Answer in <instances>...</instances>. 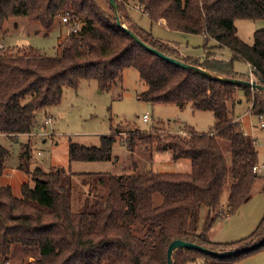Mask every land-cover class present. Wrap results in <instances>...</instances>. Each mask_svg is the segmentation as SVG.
Wrapping results in <instances>:
<instances>
[{
    "label": "trees",
    "instance_id": "16d2710c",
    "mask_svg": "<svg viewBox=\"0 0 264 264\" xmlns=\"http://www.w3.org/2000/svg\"><path fill=\"white\" fill-rule=\"evenodd\" d=\"M115 1L120 22L163 53L216 75L251 76L264 85V27L255 29L252 43H247L235 26L236 19H264V0ZM134 7L151 23L164 19L168 29L203 35L202 54L184 55L176 43L138 25L130 14ZM12 16L38 21L44 29L59 17L71 30L55 56L28 46L0 49L1 135L15 138L31 133L37 125L36 112L57 104L65 87L77 88L82 79H95L100 90H107L121 81L127 67L135 68L147 85L138 98L211 111L214 121L208 131L153 127L126 136L119 131L104 134L97 145L75 141L68 145L69 160H117L112 145L120 134L131 153L142 141L143 150L168 149L174 160L188 158V172L140 171L135 162L130 172L120 174L78 176L62 167L29 170V145L23 144L16 168L28 173V178L21 183L20 194L9 184L0 185V264L7 263L15 242L40 250L37 258L22 264H167L166 249L175 238L220 252L249 247L229 255L179 248L173 253L174 264L201 257V264H234L264 247V213L242 238L214 241L208 237L214 221L235 212L258 177L255 139L244 132L233 112L240 102L237 91L250 103L249 111L260 118L264 91L181 68L151 53L117 24L109 0H0V31ZM235 61L247 63L249 73L237 71ZM9 155L0 144V175ZM224 189L228 193L222 207Z\"/></svg>",
    "mask_w": 264,
    "mask_h": 264
},
{
    "label": "rangeland",
    "instance_id": "374dc122",
    "mask_svg": "<svg viewBox=\"0 0 264 264\" xmlns=\"http://www.w3.org/2000/svg\"><path fill=\"white\" fill-rule=\"evenodd\" d=\"M130 14L141 27L161 39L176 43L184 55L202 54L204 37L201 34L185 33L168 29L158 23H151L149 18L138 7L131 8ZM238 36L247 43H252V33L264 27V19H236ZM70 27L58 18L47 29L38 21L24 16H12L5 21L0 31V44L3 49L16 50L21 47H33L47 56H55L60 52L59 43L68 34ZM212 40L208 44H212ZM1 49V48H0ZM226 56L228 52L224 51ZM235 69L244 74L249 73V66L244 61H235ZM246 79H253L249 76ZM146 83L140 79L138 71L133 67L123 70L122 79L107 90H100L95 79H82L77 88L65 87L60 101L44 107L36 112V127L29 134L8 137L0 134V144L9 149L10 155L5 159V167L0 175V185L9 184L16 195L20 194V185L28 178V173L16 168L22 152V145H29L28 169L40 167L45 171L53 167H62L81 176L87 173L111 172L127 173L132 170L133 153L128 154L125 144L120 141V134L112 145V155L117 160H69V141L84 145H97L101 135L119 131L124 136L136 129L148 130L158 128L163 131L182 132L191 127L197 131H208L213 124L211 111L195 110L189 105L183 108L171 103H150L138 98L146 89ZM238 99L233 108L234 116L247 134L255 139L257 149V173L246 200L232 214H224L216 219L209 231L214 241H232L249 234L258 224L264 213V116L249 111L250 103L238 90ZM148 113L147 120H143ZM48 122H44L48 119ZM225 146L227 143L223 141ZM144 142L136 143V149L143 151ZM137 152V151H136ZM140 154V153H139ZM151 158L139 159V166H150L158 171L188 172L190 160L179 158L174 160L171 151L153 149L145 153ZM145 154H140L141 157ZM145 158V157H143ZM146 159V158H145ZM142 162V163H141ZM142 167V166H141ZM143 168V167H142ZM227 189L220 198V205L225 207ZM74 200V199H73ZM205 208L201 209L203 216ZM40 255L37 246H28L15 242L10 246L6 264H22ZM203 258L189 264H201ZM234 264H264V247L249 253Z\"/></svg>",
    "mask_w": 264,
    "mask_h": 264
},
{
    "label": "water",
    "instance_id": "95a60500",
    "mask_svg": "<svg viewBox=\"0 0 264 264\" xmlns=\"http://www.w3.org/2000/svg\"><path fill=\"white\" fill-rule=\"evenodd\" d=\"M109 2L114 9V15H115L117 24L121 25L122 28L125 29L137 43H139L141 46H143L145 49H147L151 53H153V54L165 59L166 61H168V62H170L176 66H179L181 68L193 70V71H196L202 75L222 79V80H225V81H228L231 83L248 85L252 89L264 91V85L259 84L255 79H240V78L216 75V74H213L212 72H210V71H208V70H206V69H204L198 65L188 63L184 60H181V59H178V58H175L173 56H170V55L163 53L159 49H157V48L153 47L152 45L143 41L140 37H138L136 35V33H134L129 28H127L124 24H122L120 22V18H119L118 12H117L118 6H117L116 1L115 0H109ZM248 247L249 246L242 247V248H235V249L220 252V251L213 250V249H211L205 245H201V244H198V243H195L192 241H188V240H184L181 238H175V239H172L167 246L166 262H167V264H174L173 263V253L179 248H193V249H196V250H199V251H202L205 253H210V254L229 255V254H233L235 252H238L240 250L246 249Z\"/></svg>",
    "mask_w": 264,
    "mask_h": 264
},
{
    "label": "crops",
    "instance_id": "0c3cea01",
    "mask_svg": "<svg viewBox=\"0 0 264 264\" xmlns=\"http://www.w3.org/2000/svg\"><path fill=\"white\" fill-rule=\"evenodd\" d=\"M156 23H158V24H161V25H163V26H165V20L164 19H160L158 22H156ZM249 66V65H248ZM250 106V105H249ZM137 151V152H136ZM127 152H128V154H130L131 152H129L128 150H127ZM146 152H148V154H150V151L149 150H143V151H139V150H137V149H135L134 150V152H133V155H137L138 157H134V162H135V164H136V167H137V169L138 170H140V171H144V170H147V169H149V168H153L152 167V163H151V165L149 166H143L142 164H141V166L143 167H141V166H139V159L141 158V159H144V160H150V161H148V162H151V158L147 155L146 156ZM137 153V154H136ZM145 154L144 156H142L141 157V155L140 154ZM132 154V153H131ZM143 157H145V158H143ZM178 160V159H177ZM142 163V162H141ZM154 170V169H153ZM210 231V230H209ZM208 237H209V232H208ZM210 238V237H209ZM211 239V238H210ZM212 240V239H211Z\"/></svg>",
    "mask_w": 264,
    "mask_h": 264
},
{
    "label": "built area",
    "instance_id": "2783aa9c",
    "mask_svg": "<svg viewBox=\"0 0 264 264\" xmlns=\"http://www.w3.org/2000/svg\"><path fill=\"white\" fill-rule=\"evenodd\" d=\"M66 20H67V19H66V16H63V17H62V21H66ZM76 27H77V24L74 25V27H73V31L76 30ZM0 46H1V44H0ZM0 48H2V47H0ZM147 118H148V113H144L143 116H142V119H143V120H147ZM48 121H49V118H48V119H45L44 122L46 123V122H48ZM254 170H256V167H254Z\"/></svg>",
    "mask_w": 264,
    "mask_h": 264
}]
</instances>
